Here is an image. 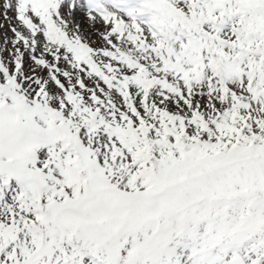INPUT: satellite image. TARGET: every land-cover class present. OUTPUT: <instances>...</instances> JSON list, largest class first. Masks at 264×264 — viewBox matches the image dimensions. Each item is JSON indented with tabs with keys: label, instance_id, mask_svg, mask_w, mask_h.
Listing matches in <instances>:
<instances>
[{
	"label": "snow or ice",
	"instance_id": "snow-or-ice-1",
	"mask_svg": "<svg viewBox=\"0 0 264 264\" xmlns=\"http://www.w3.org/2000/svg\"><path fill=\"white\" fill-rule=\"evenodd\" d=\"M0 264H264V0H0Z\"/></svg>",
	"mask_w": 264,
	"mask_h": 264
}]
</instances>
